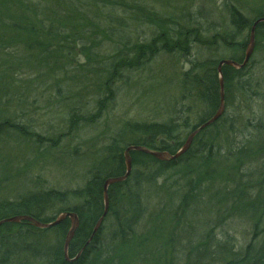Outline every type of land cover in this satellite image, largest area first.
<instances>
[{
    "label": "trees",
    "instance_id": "1",
    "mask_svg": "<svg viewBox=\"0 0 264 264\" xmlns=\"http://www.w3.org/2000/svg\"><path fill=\"white\" fill-rule=\"evenodd\" d=\"M44 1L56 2L57 8L62 2L68 1L72 4L74 1L72 13L78 16V19H73L70 14L60 15L55 8L40 9L43 3L0 0V52L22 46L23 50L30 52L31 61L42 62L39 65L43 67L42 70H46L50 77H58L63 65L60 59L61 47L52 46L51 42L64 34L61 29L73 31L74 28L68 25L76 22L80 27L85 25L84 27L88 26L99 32L111 46L110 58L103 62L98 74L103 82L96 87L94 93V96H100L93 101L97 117L113 100L116 91L113 84L123 80V73H142L162 55L189 59V56L192 58L193 52H196L200 55L206 53L209 57L201 56L199 59L196 54L195 59L187 61L188 69L181 72V101H189L192 107L187 104L178 105V108L173 110L175 116L164 122L126 124L120 134L112 140L106 156L98 160L94 171L89 173L82 186L65 191H30L15 200L0 202V222L27 216L39 223L48 224L64 212H72L78 219V227L69 243L67 255L64 253V241L70 229L68 218L49 229L36 228L26 221L3 223L0 226V264H264V205L258 215L256 211L252 239L244 246L236 248L232 238L224 234L217 239L213 236V229L225 219L227 212L240 210L238 205L241 201L235 200L233 190L230 192L223 188L226 191L214 192L215 199L219 198L228 205L227 210L216 213L212 220L206 209L200 211L198 208L197 204L201 199L189 195V191L196 185L194 180L185 182L186 190L180 187L169 192L167 201L170 208L155 209L153 213L147 209V197L151 187L164 181L166 184V180L172 175L176 176L178 171L180 182L194 175V178H200L198 187L200 182L204 184L207 180L211 181V161L214 160L216 136L228 133L232 138L237 134L236 127L240 124V118L228 112V103L233 100L251 101L257 94L256 88L253 87V54L242 69L222 67L224 112L215 123L201 130L193 138L190 148L182 156L173 161L162 162L141 152H130V175L124 182L109 186L107 216L90 241L104 209L102 192L105 180L119 178L125 174L124 150L131 146H140L150 151L174 155L183 145L185 135L181 138L180 133L191 134L213 118L220 104L217 65L221 60L242 63L249 43L250 28L256 20L264 18V13L250 18L243 15L233 2H224V18L217 24L207 21L209 14L200 7L193 13L184 10L178 21H173L158 18L149 12L143 6L145 2L142 0ZM78 3L91 6L94 20L87 19L81 11L82 5ZM128 19L136 22L133 26L135 32L138 27L137 20L145 22L147 29H152V37L141 41L138 36L126 34L130 28L126 22ZM78 31L79 29L76 32L79 33ZM22 32L27 33L23 36L20 35ZM254 43L253 53H264L263 23L258 24L255 29ZM9 61L15 64L18 62L15 59ZM3 74L1 72V76ZM129 75H126V78ZM3 88L1 85L0 92ZM81 106L83 107V104L69 114L70 129L79 127L82 123L83 116L79 110ZM190 118L193 122H190ZM250 125L259 132L263 129L259 124H243L244 127ZM9 131H16L22 136L27 134L22 126L7 121L0 122V139ZM67 136L68 134H65V137ZM232 141L230 151L225 156L218 157L225 165L222 167V173H227L233 168L232 163L237 166L238 161L244 157L251 158L252 155L246 142L234 147ZM249 141L248 138L247 143ZM260 142L263 141H255L257 152L264 151V143L259 144ZM232 179L236 180V175ZM177 185L179 184L175 183L172 187ZM256 187L260 189L259 192L264 189L263 177ZM239 199L241 200V197ZM258 199L259 194L253 199L254 205L251 208L256 207L255 202ZM201 212L207 216L204 226H200L205 232L196 236L191 218ZM163 221L169 223L171 232L167 239L157 237L158 245L153 246L155 250L151 254L149 244L155 242V230Z\"/></svg>",
    "mask_w": 264,
    "mask_h": 264
},
{
    "label": "rangeland",
    "instance_id": "2",
    "mask_svg": "<svg viewBox=\"0 0 264 264\" xmlns=\"http://www.w3.org/2000/svg\"><path fill=\"white\" fill-rule=\"evenodd\" d=\"M29 2L43 3L40 9L55 8L60 15L70 14L73 19H78V16L72 13L74 1L72 4L68 1L62 2L58 8L54 1L46 3L44 0H29ZM142 2H145L143 6L158 18L173 21H178L184 10L193 13L200 7L209 14L207 21L220 24L224 18L222 8L224 2H233L243 15L250 18L264 13V0H142ZM79 5H82L81 11L85 13L87 19L94 20L91 6ZM126 22L130 27L126 34L138 36L141 41L152 37V29H147L145 22L137 20L136 32L133 27L136 22L133 23L129 19ZM75 23L68 25L74 28L73 31L61 29L64 30V34L51 40L52 46L61 47L60 59L63 65L58 77H50L46 70H42L43 67L39 66L42 62L31 61L30 52L23 50L22 46H19V49L8 48L0 52V71L4 73L1 76L0 72V84L4 87L0 92V122L17 124L24 127L27 132L26 136H22L16 131H9L0 139V202L15 200L30 191L46 189L65 191L80 187L89 177V173H92L98 160L106 156L112 140L120 134L126 124L164 122L175 116L173 110L175 107L178 108V105L187 104L192 107L189 101H181L179 84L181 72L188 69L187 61L195 59V55L198 54L196 52H193L192 58L189 56V59L162 55L142 73L130 75L123 73V80L113 84L116 90L113 100L107 102L98 117L95 116L93 101L100 96H94V93L96 87L103 82L98 74L103 62L110 58L111 44L96 30L84 27L85 25L80 27ZM78 29L79 33L76 32ZM26 33L22 32L20 35L24 36ZM252 54L253 87L256 88L257 94L251 101L233 100L228 103V112L238 116L240 124L236 127L237 134L232 138L227 135L228 133L215 135L216 149L215 153L213 152L214 160L211 159L213 172L211 181L207 180L204 184L200 182L198 187L200 178H194V175L180 182L178 171L176 176L172 175V179L166 180V184L165 181L154 184L147 197L148 212L170 208L167 201L169 192L180 187L186 190L185 182L194 180L196 185L189 191V195L201 199L197 204L198 208L200 211L206 209L212 220L216 213L226 209L228 205L219 198L215 199L214 192L233 190L235 200L241 201L238 205L240 210L227 212L225 219L213 229L214 235L211 234L215 239L220 238L222 234L231 237L236 248L244 246L252 239L256 211L258 215L264 205V189L259 192L260 189L256 187L262 177L264 178V151L255 150L257 144L255 141L261 140L263 142L259 144L264 143V53ZM197 56L199 59L201 56L209 57L206 53ZM8 59H15L18 62L15 64ZM126 75L129 76L126 78ZM80 104H83L79 109L83 116L82 123L79 127L70 129L69 114L73 109L79 108ZM246 122L259 124L263 129L259 132L251 125L244 127L243 124ZM65 134L68 136L65 137ZM179 135L181 138L185 135L184 145L191 134L183 132ZM231 140L235 144L234 147L246 142L252 155L251 158L244 157L238 161L237 166L232 163L233 168L227 173H222V167L225 165L218 157L225 156L230 151ZM235 175L236 180L232 179ZM175 183L179 185L173 188ZM236 183L239 190L236 189L238 188ZM258 194L259 199L255 202L257 205L251 208L254 205L253 199H256ZM193 228L196 236L205 232V229H200V225L193 224ZM170 232L169 223L161 222L160 227L155 230V242L149 244L151 254L155 250L153 246L158 245L157 237L167 239Z\"/></svg>",
    "mask_w": 264,
    "mask_h": 264
},
{
    "label": "water",
    "instance_id": "3",
    "mask_svg": "<svg viewBox=\"0 0 264 264\" xmlns=\"http://www.w3.org/2000/svg\"><path fill=\"white\" fill-rule=\"evenodd\" d=\"M260 23L264 24V18H260V19L256 20L250 28L249 43H248V47H247V50L245 52L244 60L242 61V63H237V62L230 61V60H221L217 65L216 70H217V73L219 75V84H220V104H219V108H218L216 114L214 115V117L211 118L209 121H207L205 124L201 125L197 129H195L191 133L187 142L174 155H169L165 152L150 151V150H147V149L142 148V147H134V146L128 147L124 152V160H125V174H124V176L119 177V178L108 179L104 183V206H105L106 210L108 207V199L106 196L107 188L111 184H116V183H120V182L124 181L129 176V174L131 172V161H130V158L128 155L129 152H131V151L141 152L143 154L149 155V156L155 158L156 160L162 161V162L176 160L188 150L194 136H196L201 130H203V129L209 127L210 125H212L213 123H215L220 118V116L224 112L223 80H222V76H221L222 67L228 66V67L234 68L236 70H239V69L244 68L247 65V63L249 62V60L252 56L253 50H254L255 29H256L257 25ZM66 218H68L70 220V229H69V231L65 237V241H64V253H65V255H67L69 243L72 240L73 235L75 233V230L78 227V220L74 214H71V213H64L63 214L62 213L55 219V221H53L52 223H48V224L47 223H39V222L35 221L33 218H30L27 216H19V217H13V218H9V219H6L4 221H1L0 226L3 223H20L22 221H26V222H29L30 224H32L36 228L49 229V228L55 227L56 225L60 224ZM101 222H102V219H100L97 222V225L92 232V236L95 235V233L98 231V228L100 227Z\"/></svg>",
    "mask_w": 264,
    "mask_h": 264
},
{
    "label": "bare ground",
    "instance_id": "4",
    "mask_svg": "<svg viewBox=\"0 0 264 264\" xmlns=\"http://www.w3.org/2000/svg\"><path fill=\"white\" fill-rule=\"evenodd\" d=\"M134 147H140V146H134ZM181 149V148H180ZM179 149V150H180ZM126 150V149H125ZM125 150H124V152H125ZM178 150V151H179ZM177 151V152H178ZM124 152H123V158H124ZM131 152H137V151H131ZM128 155H129V158H130V152L128 153ZM131 159V158H130ZM125 165V164H124ZM132 170V169H131ZM130 175V174H129ZM129 177V176H128ZM127 177V178H128ZM126 178V179H127ZM108 179H111V178H108ZM107 179V180H108ZM125 179V180H126ZM124 180V181H125ZM106 181V180H105ZM124 181H122V182H124ZM122 182H120V183H122ZM117 184V183H116ZM111 185H113V184H111ZM110 185V186H111ZM109 188V187H108ZM108 188H107V192H106V196H107V199H108ZM102 198H103V203H104V185H103V192H102ZM64 213H71V214H74V213H72V212H64ZM63 213V214H64ZM107 213H108V207H107V210H106V208H105V206H104V209H103V213H102V215L100 216V218L97 220V222L100 220V219H102V222H101V224H100V227L98 228V230L101 228V225H102V223H103V221L105 220V218H106V216H107ZM75 215V214H74ZM76 216V215H75ZM207 219V216L204 214V213H200V214H198L196 217H194V218H191V223L192 224H197V225H200V226H204V222H205V220ZM78 220V219H77ZM96 225H97V223H96ZM96 225H95V227H96ZM94 227V228H95ZM94 230V229H93ZM98 232V231H97ZM96 232V233H97ZM96 233H95V235H96ZM95 235H93L92 236V234H91V238H90V241L93 239V237L95 236Z\"/></svg>",
    "mask_w": 264,
    "mask_h": 264
}]
</instances>
